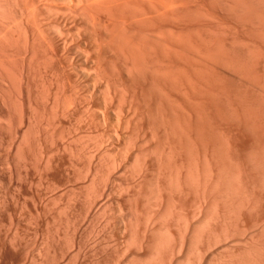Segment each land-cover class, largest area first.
Returning a JSON list of instances; mask_svg holds the SVG:
<instances>
[{
    "label": "bare ground",
    "instance_id": "1",
    "mask_svg": "<svg viewBox=\"0 0 264 264\" xmlns=\"http://www.w3.org/2000/svg\"><path fill=\"white\" fill-rule=\"evenodd\" d=\"M0 264H264V0H0Z\"/></svg>",
    "mask_w": 264,
    "mask_h": 264
}]
</instances>
